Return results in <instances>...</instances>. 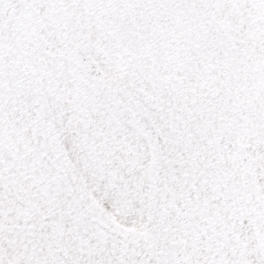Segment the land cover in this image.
I'll return each instance as SVG.
<instances>
[{
	"label": "snow or ice",
	"instance_id": "snow-or-ice-1",
	"mask_svg": "<svg viewBox=\"0 0 264 264\" xmlns=\"http://www.w3.org/2000/svg\"><path fill=\"white\" fill-rule=\"evenodd\" d=\"M0 264H264V0H0Z\"/></svg>",
	"mask_w": 264,
	"mask_h": 264
}]
</instances>
